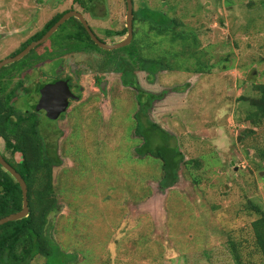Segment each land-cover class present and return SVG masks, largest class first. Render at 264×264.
Wrapping results in <instances>:
<instances>
[{"label":"rangeland","instance_id":"1","mask_svg":"<svg viewBox=\"0 0 264 264\" xmlns=\"http://www.w3.org/2000/svg\"><path fill=\"white\" fill-rule=\"evenodd\" d=\"M141 1L134 0V9ZM145 1L173 6L198 32L205 68L197 71L191 58L190 71L164 70L154 82L136 69L139 89L124 86L112 70L97 69L100 52L67 53L69 62L85 66L84 90L63 119L42 121L56 130L50 143L63 161L53 169L60 210L49 217L53 254L29 264H237L231 239L242 246L245 262L261 264L251 225L258 218L252 204L264 208V159L256 154L264 148V123L247 131L241 121L247 105L239 96L264 82L263 0ZM94 2L97 16L77 0H0V59L71 7L106 42L124 39L107 31L126 26V0ZM28 20L34 24L26 32ZM104 71L109 83L102 91L94 79ZM140 91L163 95L147 114L175 136L172 143L185 155L172 187L159 184L160 160L135 151L142 143L134 131Z\"/></svg>","mask_w":264,"mask_h":264},{"label":"trees","instance_id":"2","mask_svg":"<svg viewBox=\"0 0 264 264\" xmlns=\"http://www.w3.org/2000/svg\"><path fill=\"white\" fill-rule=\"evenodd\" d=\"M77 1L87 7L92 15L97 16L94 13L95 0ZM165 2L168 3L167 0ZM259 4L264 6V0ZM65 12L53 16L33 39L45 34ZM107 32L124 36L127 27L120 31ZM101 40L105 41L102 38ZM51 42L53 45H50V48L56 45L63 47L66 52H100L103 56L101 55L95 67L100 71L112 70L120 74L122 84L127 87H139L136 69L146 71L148 80L154 82L157 73L164 70L190 71L191 69L185 64L191 58L195 59L197 71L205 68L200 58L198 32L189 28L179 16L174 14L173 6L152 7L145 0L134 9L133 39L130 44L122 48L114 50L101 48L92 40L85 26L76 17L63 23L51 37ZM27 44L28 42L23 47ZM34 51L36 50H32L31 53ZM252 86L251 94L239 96V100L247 105L241 121L249 124L250 129L247 130L249 133H255L254 128L261 127L264 123V82H253ZM155 96L154 93L142 91L138 93L141 109L135 114L134 131L141 137L142 143L135 147V151L141 159L149 157L161 161L163 174L159 184L163 188H168L177 183L178 170L186 161L178 145L171 141L175 136L147 114V108L152 104ZM0 106L3 107L1 103ZM1 121L11 130L12 120L9 117ZM29 131L36 134L35 138L38 141L37 128L27 130ZM1 132L8 138L4 130ZM21 148L19 145V149ZM256 154L264 159V148L257 149ZM23 155L24 160L17 163L15 168L27 183L30 212L24 218L0 226V264H29L35 257L50 256L54 251L49 232V228L53 225H50L49 217L53 211H59L60 207L54 190L53 169L55 166H60L63 161L58 154L57 146L53 144L50 145L48 152L31 148L23 149ZM252 207L258 214V218L253 220L251 225L255 238L254 250L260 255L261 264H264V208L256 204H252ZM22 208L23 193L19 182L0 167V218L19 212ZM230 245L237 264H251V260L245 262L241 252L242 246L236 240L231 239Z\"/></svg>","mask_w":264,"mask_h":264},{"label":"flooded vegetation","instance_id":"3","mask_svg":"<svg viewBox=\"0 0 264 264\" xmlns=\"http://www.w3.org/2000/svg\"><path fill=\"white\" fill-rule=\"evenodd\" d=\"M39 3L45 4V0H39ZM70 10L75 9L71 7L69 10L65 11L68 12ZM25 21H27V19ZM29 22L30 21L28 20V22H26L28 25L23 27V30H26V32L34 24ZM46 23L41 29L28 34V36L19 43L16 49L7 54L4 58H1L0 61L5 58L17 55L30 43L40 39L44 34L40 38H33L37 35V33L43 30ZM90 27L92 28L93 32L101 39L102 37L94 30V28L91 25ZM127 35L128 29L127 33L125 34V38ZM51 37L44 43L39 44L32 49L36 50V54L27 57L28 54L31 53V50L24 57L15 61L18 62L25 58L24 62H22L19 67H14L0 74V103L3 105V107L0 106V152L6 161L14 168L17 163L24 160L23 149L33 148L48 152L51 145L50 131H52L53 134L56 133L55 129L52 130L43 126V119L46 117L48 119L51 118L48 117L45 109H38L37 107L40 103L42 90L50 84L57 83L58 81H66L72 95H74V97L69 98V106L67 110L61 113L57 119H51L55 122L63 119L70 110L73 102H79L82 98V92L84 90V87L81 83L83 77L82 69L85 66H80L75 62H69L67 53L70 52H66L64 48L58 47L56 45L50 48V46L47 47L48 44L45 46L47 48H43L47 41H50L49 45H53L51 42ZM27 42L28 44L23 47V45ZM41 45L42 49L39 48ZM7 65L2 66L0 71ZM107 74L108 72L104 71V74L101 76L99 75L94 79L95 85L102 91L105 90L102 88V85L106 87L109 83L107 77L105 76ZM137 82L139 84L138 76ZM131 87L140 89V85L139 87ZM154 95L156 96L153 98L152 103L155 100H161L163 98V95L161 94L154 93ZM8 117L12 120L10 125L11 130L7 129L4 125V122L1 121V119L4 120ZM35 127L37 128V137H39L38 141H36L35 138L36 134H33V132L31 133L30 131L27 132V130H32V128ZM1 130H4L7 133L8 138L5 137ZM19 145L22 147L21 149H19ZM0 167L3 168L1 164Z\"/></svg>","mask_w":264,"mask_h":264},{"label":"water","instance_id":"4","mask_svg":"<svg viewBox=\"0 0 264 264\" xmlns=\"http://www.w3.org/2000/svg\"><path fill=\"white\" fill-rule=\"evenodd\" d=\"M127 1V29L128 35L126 38L115 42V43H108L106 41L101 40L92 30L88 21L86 20L84 14L77 10H70L63 14V16L38 40L30 43L26 48H24L20 53L15 56L5 58L0 61V68L4 65L9 63L15 62L26 54H28L33 48L38 46L39 44L44 43L48 40L58 29L59 27L65 23L71 17L78 18L85 28L87 29L88 33L90 34L92 40L99 45L101 48L107 50H114L118 48H122L131 43L133 39V19H134V3L133 0H126ZM103 89H106L104 85H102ZM74 97L72 95L68 84L66 81H58L57 83H53L48 85L42 90V96L40 99V103L38 104V109H45L47 112L48 117L51 119H57L61 113L65 112L69 106V98ZM79 99V98H77ZM240 140V138L238 139ZM0 164L3 168L8 171L20 184L22 193H23V208L19 212H15L9 214L3 218H0V226L9 222L18 220L21 218L26 217L29 212V201H28V187L25 179L23 176L10 164L6 161V159L2 156L0 152Z\"/></svg>","mask_w":264,"mask_h":264}]
</instances>
